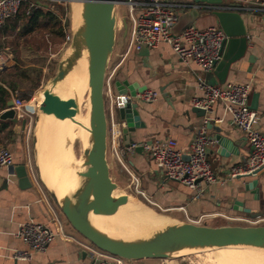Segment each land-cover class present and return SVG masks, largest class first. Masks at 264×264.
<instances>
[{
    "label": "crops",
    "instance_id": "1",
    "mask_svg": "<svg viewBox=\"0 0 264 264\" xmlns=\"http://www.w3.org/2000/svg\"><path fill=\"white\" fill-rule=\"evenodd\" d=\"M173 1L181 5L194 3L193 0ZM225 2L244 8L242 18L249 43L244 58L231 66L225 84L250 85V105L254 95L258 97L256 108L253 109L258 115L256 128L264 135V14L245 9L251 4L264 3V0H225ZM192 11L185 9L180 11L181 21L185 20L186 23L179 31L192 24ZM198 12L199 17L194 24L200 29L219 27L217 19L213 16V10H198ZM121 22V35L116 34L107 71V75H112L110 81L112 97L115 96L117 85L124 80L130 83L138 82L141 86H147L148 90L158 93V97L152 102L139 100L140 117L145 127L133 134V142L142 144L173 138L177 141L179 150L187 156L198 130L206 121L212 124L209 129L210 136L213 138L220 136L223 141V144L216 141L209 149V161L219 177V182L206 185L203 195L200 198H193L195 194L193 190L183 184L163 179L155 162L146 152L129 151L126 148V141L122 139L123 161L132 174L139 181L141 180L144 191L156 203L167 209L171 214L170 217L166 216L170 223L201 224L203 220L223 221L222 217L232 220L247 218L246 214L233 209L234 201L242 202L244 208L259 215L256 220L264 221V171L257 174L256 178L227 179L230 170L242 164L250 154V146L244 132L232 124L231 115L226 112L221 102L216 103L213 110L207 112L205 117H199L193 112L192 98L202 95L200 83L202 81L209 83L210 74H213L215 69L209 74L203 73L198 65L182 62L165 43L149 50L147 61L151 69L143 65V59L138 52L124 57L129 42V25L126 29L124 18ZM9 58L8 56L4 67L0 68V73L14 67L9 65ZM251 59L253 62L250 61ZM106 97L109 106L110 97ZM2 112L0 111V114ZM115 116L118 117V114L116 113ZM41 117L42 114L38 116V121ZM1 123L10 127L0 133V149H9L14 160L12 167L0 168V264L89 263L91 258L84 250V246L90 243L72 228L62 214L64 232L68 238H56L46 251L29 252V248L17 238L19 228L27 222L51 225L48 207V202L51 200L39 182L42 178L41 173L39 179V174L34 172L31 162L27 159L23 135L26 132L22 131L21 135H16L10 121L0 120V125ZM10 131L13 132L12 135ZM40 136L39 131L38 146L41 143ZM108 163L110 169L121 168L119 162L111 157L110 150H108ZM256 179H258L257 198L247 188L248 184ZM42 180L45 182L43 178ZM44 186L46 187L45 184ZM18 252H29V256L16 258ZM129 264H163V262L143 259L130 261Z\"/></svg>",
    "mask_w": 264,
    "mask_h": 264
},
{
    "label": "water",
    "instance_id": "2",
    "mask_svg": "<svg viewBox=\"0 0 264 264\" xmlns=\"http://www.w3.org/2000/svg\"><path fill=\"white\" fill-rule=\"evenodd\" d=\"M83 4L84 24L82 35L72 40V55L68 61L62 60L58 64L51 87L43 91L44 99L39 104V112L70 115L76 117L80 112L79 100L76 96L62 98L54 92V86L64 82L73 71L76 60L81 56L83 49L88 51V84L90 88V148L87 149L89 167L81 175L77 188L62 197L50 190L51 196L63 216L72 228L83 236L90 244L104 252L119 256L127 261L143 259L165 260L174 257L181 250H198L206 248H226L238 245L262 246L264 243V226H218L198 225L190 222H178L163 229L152 237H140L134 240L113 238L92 226L84 215L85 208L93 194H96L94 204L105 209H113L126 200V196L113 195L118 185L112 180L108 163V122L106 114V75L110 57L113 53L116 34L117 17L116 4L119 0H65ZM196 4L216 6L213 16L217 19L220 29L225 35L221 48L222 59L216 63L215 71L210 74L209 84L212 86L224 85L227 75L233 64L244 58L248 50V35L244 25L241 10H224V7L240 8L230 5L225 0H194ZM193 21L199 17L197 10L192 11ZM126 29L128 24L124 18ZM138 55L143 59V65L149 69L147 58L149 49L142 46ZM253 62V60H250ZM4 69V68H2ZM147 86L138 82L130 83L128 80L120 82L116 87L114 104L118 119L125 123L123 139L129 147L133 142V134L145 127L139 112V95L146 91ZM257 95H254L251 109L256 108ZM199 117H205L207 112L193 107ZM0 120L10 121L13 131L21 135L26 121L19 120L13 110V101L8 99L6 109L0 114ZM208 129L212 124L208 122ZM223 144L220 136L213 138ZM141 153L142 148H137ZM188 159L187 156H185ZM241 176V178H256L257 174ZM258 179L248 184L247 188L257 198ZM95 189V193L93 192ZM233 209L246 214L248 219H258V214H253L250 209L244 208L240 201H234Z\"/></svg>",
    "mask_w": 264,
    "mask_h": 264
},
{
    "label": "built area",
    "instance_id": "3",
    "mask_svg": "<svg viewBox=\"0 0 264 264\" xmlns=\"http://www.w3.org/2000/svg\"><path fill=\"white\" fill-rule=\"evenodd\" d=\"M44 1L57 0H0V26L16 16L24 2H29L28 10L39 7ZM194 1V0H193ZM125 6L129 12L131 27L129 28V42L124 57L130 53L139 52L142 46L149 50L156 49L161 43L168 44L178 58L186 63H194L199 66L203 73L209 74L215 69L216 63L222 59L221 48L225 35L220 27L198 28L194 22L182 30L176 31L180 25L181 10H213L216 6L206 4L181 5L173 0H119L116 7ZM224 10H243L244 8L224 7ZM248 11L264 14V3L251 4ZM7 63L5 53L0 52V68ZM112 75H106L105 97H110V105L106 102V114L108 122L107 144L111 157L119 162L121 168L127 172L139 187V179L134 176L123 161L122 149L123 127L125 123L120 121L116 114L114 97L110 88ZM202 95L192 98L193 107L211 112L216 103L221 102L226 112L231 115L232 124L244 132L250 146L248 158L240 165L234 166L228 180H235L254 172L264 170V135L257 130L258 115L250 107L249 84H225L212 86L206 81L200 83ZM139 100L152 102L158 97L153 90H146L139 96ZM107 98V97H106ZM13 110L16 117L21 121L30 116V108L27 102L20 97L17 91L11 92ZM5 111V110H4ZM3 111V112H4ZM208 122L206 121L198 130L197 135L190 146L188 159L179 150L177 141L168 138L161 141H149L142 144L133 143L126 147L135 152L142 148L155 162L161 177L165 180L174 181L195 192L193 198L203 195L204 187L219 182L217 173L212 169L209 161V149L215 140L209 134ZM27 123L23 131L28 130ZM29 141V134L27 136ZM13 155L7 148L0 149V168L13 166ZM137 193L144 195V192ZM50 223L46 225L34 221L23 224L16 236L28 248L29 252L41 253L47 250L56 238L68 236L64 232L63 219L58 208L48 202ZM247 218H236L241 221ZM201 219L199 220V222ZM84 250L90 256L91 261L87 264H126L122 257L104 252L92 244L85 245ZM29 252H18L16 258H25Z\"/></svg>",
    "mask_w": 264,
    "mask_h": 264
},
{
    "label": "bare ground",
    "instance_id": "4",
    "mask_svg": "<svg viewBox=\"0 0 264 264\" xmlns=\"http://www.w3.org/2000/svg\"><path fill=\"white\" fill-rule=\"evenodd\" d=\"M72 3H74L72 7V16L74 20L72 31L73 37L76 40L82 35L84 8L81 3ZM72 50L73 47L70 46L63 57L64 61L70 59ZM88 73V51L83 49L81 56L76 60L73 71L66 77L64 82L53 87L54 92L60 97L67 98L69 96H76L79 100V105L82 103L87 104V116L84 117L81 114L82 110H80L76 117H71L70 115L59 116L57 114L48 113L44 118L42 130H40L43 114L46 113L43 112L42 117L36 126L35 151L39 176L41 173L42 178L45 180V182L42 180L44 184L53 190L58 197L71 194L77 188L81 180V175L86 172L89 167L87 149L91 146L89 126L91 104L89 100L90 88L88 84ZM41 102L38 103V106ZM70 129L74 133V139L79 140L82 145L86 146L83 157L75 163L73 155L71 154L72 139L68 137V131ZM39 131L41 132V143L38 146ZM63 137L66 138V144ZM64 145H66V147ZM61 147L64 150L62 149L60 151ZM52 156H55L57 160L54 161L55 166L52 164L54 168L50 170ZM93 192L95 193V189ZM118 194L119 189L117 188L113 195L115 197L120 196ZM95 197L96 194H93L85 208L84 215L92 226L113 238L134 240L140 237H152L166 227L177 224L170 223V220L167 217L157 215L150 210L148 211L147 209L140 207L138 203L134 202L132 199L130 200L129 196H126V200L113 209H105L96 206L94 204ZM232 247H252L262 250L261 248H264V243L263 247H256L254 245H238ZM191 251L193 250H181L174 256ZM236 254L226 253L223 256L224 258H222L224 260L222 263H225L226 261L231 264H264L263 252L245 253L244 255Z\"/></svg>",
    "mask_w": 264,
    "mask_h": 264
},
{
    "label": "rangeland",
    "instance_id": "5",
    "mask_svg": "<svg viewBox=\"0 0 264 264\" xmlns=\"http://www.w3.org/2000/svg\"><path fill=\"white\" fill-rule=\"evenodd\" d=\"M123 1V0H122ZM59 3L58 6L52 7L59 16L63 17V26L67 32V38L60 39L58 37H49L45 34V32H40L35 35H32L28 39H15L16 36L8 37L7 43L3 49H0L1 52L5 53L6 58H9V65L19 66L20 71L25 72L26 75H22L19 78H16L14 73H9L7 75V80L16 81L17 88L16 91L19 93L20 97L23 98L29 108H30V116L26 117L27 133L24 135V144L26 148L27 159L31 162L33 166L34 172L38 175L39 169L37 165L36 159V151H35V142L34 135L36 133V126L38 123V116L41 115L39 112L38 102L43 101V91L46 88L51 87V81L55 77L58 69V64L63 60V57L67 50L70 48L73 40V5L74 3H69L65 0H57ZM61 5V6H60ZM115 14L117 17V34L121 35V27H122V18L126 19L129 28L131 27V20L129 16V12L125 6H120L115 8ZM67 21H69V25H67ZM185 20L180 22V25L176 28V31L181 29ZM200 25V24H199ZM199 28V26H197ZM206 29V28H201ZM57 90V89H56ZM29 98V100H27ZM81 114L86 117L88 114L87 104L82 103L80 105ZM48 115L46 112L43 114V119L41 121L40 130H42V125L44 118ZM66 131V130H65ZM29 134V141H27V136ZM68 137L72 139L71 142V154L73 155L74 163L76 161L81 160L84 154V150L86 148L85 145L74 139V133L70 129L68 131ZM64 138V137H63ZM66 138H64V141ZM66 144V141H65ZM66 147V145H64ZM63 148L61 147L60 151ZM64 150V149H63ZM53 159V160H52ZM55 160L57 158L52 156L50 170H52L55 166ZM49 164V163H48ZM47 164V166H48ZM54 164V166L52 165ZM53 166V167H52ZM49 170V171H50ZM110 174L112 180L118 185L120 196H129L130 200L132 199L134 202L138 203V205L144 209L150 210L151 212L161 215V216H171L170 213L167 212V209L156 203L147 192L144 191L141 180L139 181V187L136 188V183H133V178L125 172L121 168H112L110 169ZM40 179V177H38ZM41 187L46 191L47 196L52 201V203L56 206L50 192L49 187H45L43 181L40 179ZM139 192H144L143 196ZM57 207V206H56ZM58 208V207H57ZM59 210V209H58ZM60 211V210H59ZM61 213V211H60ZM62 214V213H61ZM63 215V214H62ZM63 218H65L63 216ZM62 218V219H63ZM223 221H205L203 220L201 224L198 225H207L212 227L218 226H264V221L253 220V219H245L241 221L228 219L227 217H222ZM66 219V218H65ZM257 247V246H256ZM260 247H263L260 246ZM262 250L252 248V247H226V248H206V249H198L193 250L191 252H185L179 254L178 256H174L170 259L161 260L163 264H231L225 261L222 258L226 253H237L236 255H244L245 253H264V248ZM222 259V260H221ZM126 264H129V261L126 260Z\"/></svg>",
    "mask_w": 264,
    "mask_h": 264
},
{
    "label": "trees",
    "instance_id": "6",
    "mask_svg": "<svg viewBox=\"0 0 264 264\" xmlns=\"http://www.w3.org/2000/svg\"><path fill=\"white\" fill-rule=\"evenodd\" d=\"M29 2H24L23 7L19 13L13 18L6 20L0 26V49L5 47L8 37L16 36L15 39H28L32 35L40 32H45L49 37H58L60 39L67 38V32L63 26V17L59 16L52 8L58 6L56 1H44L39 7L28 10ZM61 6V5H60ZM69 25V21H67ZM14 73L16 78L26 75L25 72L20 71L19 66H15L0 73V111L6 109V103L11 98V92L16 91L17 82L8 81L7 75ZM29 100V98L27 99ZM10 126L1 123L0 133ZM12 130V129H10ZM11 135L13 134L10 131ZM1 144V140H0Z\"/></svg>",
    "mask_w": 264,
    "mask_h": 264
}]
</instances>
